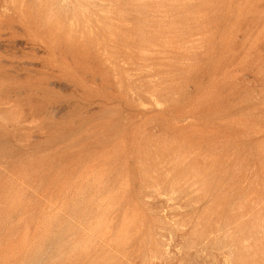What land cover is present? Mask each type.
<instances>
[{
    "label": "rangeland",
    "instance_id": "1",
    "mask_svg": "<svg viewBox=\"0 0 264 264\" xmlns=\"http://www.w3.org/2000/svg\"><path fill=\"white\" fill-rule=\"evenodd\" d=\"M0 264H264V0H0Z\"/></svg>",
    "mask_w": 264,
    "mask_h": 264
}]
</instances>
